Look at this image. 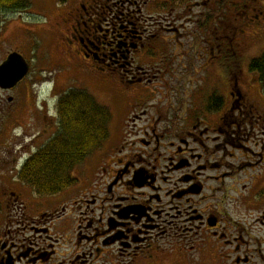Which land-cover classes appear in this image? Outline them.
I'll return each mask as SVG.
<instances>
[{"label": "flooded vegetation", "instance_id": "obj_1", "mask_svg": "<svg viewBox=\"0 0 264 264\" xmlns=\"http://www.w3.org/2000/svg\"><path fill=\"white\" fill-rule=\"evenodd\" d=\"M257 3L0 8V44L20 35L0 46V64L11 53L28 63L21 81L0 85V264H251L246 217L264 225V205L250 202L244 174L263 167L264 111L234 78L264 32ZM71 71L102 78L116 136L73 169L79 189L41 196L21 171L56 137L48 101L72 88L55 84Z\"/></svg>", "mask_w": 264, "mask_h": 264}, {"label": "trees", "instance_id": "obj_2", "mask_svg": "<svg viewBox=\"0 0 264 264\" xmlns=\"http://www.w3.org/2000/svg\"><path fill=\"white\" fill-rule=\"evenodd\" d=\"M32 0H0V8L11 10L29 7ZM264 92V54L248 64ZM59 130L48 145L24 166L21 175L28 186L41 196L66 190L75 181L71 172L108 136L111 120L107 107L98 104L86 91L70 89L58 101Z\"/></svg>", "mask_w": 264, "mask_h": 264}, {"label": "rangeland", "instance_id": "obj_3", "mask_svg": "<svg viewBox=\"0 0 264 264\" xmlns=\"http://www.w3.org/2000/svg\"><path fill=\"white\" fill-rule=\"evenodd\" d=\"M72 1H75V0H32L30 6L32 5L31 7L33 9L32 10L33 12H39L43 7H48L50 9L54 8L55 6L56 7H64V6H66V4L72 3ZM259 5L264 7V0H258L257 6H259ZM40 22H42V21H40ZM20 23H23V25L30 26V28H32L34 25H38L37 24L38 22L35 20V18H27V19L23 18L22 22H20ZM259 34H261V36L257 40H254V43H252L250 49L244 54V56H242L241 58L236 60V63H235L236 73H235L234 81H236V85L242 86L244 88V91L248 92L251 99L255 100V102L259 104V108L262 111H264V92L261 88V84H260L258 78L256 77V75L250 73L248 70L249 62L252 59L258 58L262 54H264V32L259 33ZM18 36H20V35L10 33L7 37L8 41H5V44H8V47L0 44V46H2V49L11 50L12 48H10V47L16 48L15 47L16 44L14 42L10 41L9 39L14 40V39H17ZM1 55L2 54H0V56ZM30 60H31L32 64H34V65L39 64V59L37 58L36 55L31 57ZM0 62H1V58H0ZM77 71L78 70L75 69L76 73H77ZM58 72H60V70H58ZM43 73L45 74L44 79H48L50 82H51V80H53L55 78L54 77V74H55L54 71L46 70ZM41 75H42V73H38L37 77H41ZM69 75L71 76L72 80L67 82L65 77L68 76V74L67 75H61V76L56 74L55 84L57 85V88H61V86L66 87V86L71 85L70 87H72V88H70V89L84 90V91L88 92L95 99V101L98 104L107 106L106 100L104 99V95H103L104 86L102 87V93L98 92V91H101V89L99 90V88L96 86V85H103L102 81H101L102 78L99 79V77H94L93 75H95V74H87V75L86 74H83V75L80 74V75L76 76V74H74V75L72 74V71L69 73ZM49 76H51V77L48 78ZM70 82H71V84H70ZM81 82H83V83H81ZM43 83H44V85H43L44 91H46V89L49 87V85L46 82H43ZM96 90H98V91H96ZM47 95H49V94H47ZM57 101H58L57 98H51L48 101V108L50 110H53V112L56 116L55 118L57 119V121L59 123L58 109L56 111ZM109 127H110L111 135L109 133V135L107 136V140L102 143V145L100 147L102 149L109 142L115 140L114 138L116 136V131H115V127L113 126V123H111L109 125ZM83 161H82V163H83ZM250 167H254V166L250 165ZM259 173L264 175V162H263L262 168H256V169L249 168L245 172L244 184L247 186V191L249 190L250 202L252 204H255V205L263 206L264 205V179L261 181V184L259 186H256L254 184V177ZM71 174L73 175L75 181L72 182V185L70 187H72L74 185V187L78 188L77 184H79L80 182L77 181L76 175L74 173L71 172ZM21 177L25 180L24 176L21 175ZM28 187L32 190V188L30 186H28ZM70 187H68V188H70ZM59 193H56L54 195H57ZM256 221H257V213L254 210H252L249 214V217H246V224L249 227L250 236L248 238H246V240L248 241V246H246L244 248L252 256L251 257V259H252L251 264H264V225L261 224L260 222H256ZM66 223H67V226L72 225L73 224V216L67 217Z\"/></svg>", "mask_w": 264, "mask_h": 264}, {"label": "water", "instance_id": "obj_4", "mask_svg": "<svg viewBox=\"0 0 264 264\" xmlns=\"http://www.w3.org/2000/svg\"><path fill=\"white\" fill-rule=\"evenodd\" d=\"M28 72V64L24 58L12 53L0 65L1 87H11L21 81Z\"/></svg>", "mask_w": 264, "mask_h": 264}]
</instances>
